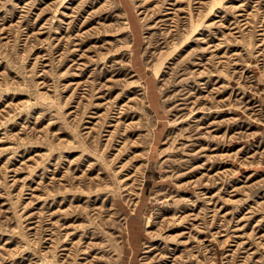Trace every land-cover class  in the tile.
<instances>
[{"label":"rangeland","instance_id":"1","mask_svg":"<svg viewBox=\"0 0 264 264\" xmlns=\"http://www.w3.org/2000/svg\"><path fill=\"white\" fill-rule=\"evenodd\" d=\"M0 264H264V0H0Z\"/></svg>","mask_w":264,"mask_h":264}]
</instances>
